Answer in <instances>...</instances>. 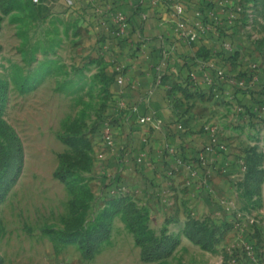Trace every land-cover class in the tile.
Masks as SVG:
<instances>
[{"label":"rangeland","instance_id":"374dc122","mask_svg":"<svg viewBox=\"0 0 264 264\" xmlns=\"http://www.w3.org/2000/svg\"><path fill=\"white\" fill-rule=\"evenodd\" d=\"M235 5L249 14L220 19L242 24L250 51L264 55V0ZM115 17L121 34L127 19ZM99 22L0 0V264H195L189 248L211 251L218 240L195 234L194 215L154 219L132 185L112 192L119 179L100 171L104 129L127 117ZM231 257L239 264L234 251L226 264Z\"/></svg>","mask_w":264,"mask_h":264},{"label":"crops","instance_id":"0c3cea01","mask_svg":"<svg viewBox=\"0 0 264 264\" xmlns=\"http://www.w3.org/2000/svg\"><path fill=\"white\" fill-rule=\"evenodd\" d=\"M171 1L33 3L42 15L85 11L100 17L95 28L107 44L108 58H115L117 77H122L115 89L127 117L112 127L115 142L102 148L100 171L132 185L154 219L181 223L194 215L211 222L218 240L211 251L189 248L195 252V264H226L223 255L231 251L240 256L239 264H264V55L250 51L253 43L241 35L242 24L220 19L229 16L230 6L239 0H182L179 15ZM206 2L225 5L214 6L216 19L189 41L176 30L177 22L197 29L195 10ZM117 12L127 19L121 34L116 30ZM228 41L230 47H225ZM242 70L256 76L253 84L242 87L227 79ZM148 115L150 120L139 121ZM208 125L217 129L225 149H206ZM178 157L193 162L200 180L176 165ZM163 191L170 199L164 209ZM249 216L256 218L254 224ZM245 242L255 246L257 262L243 251ZM179 250L186 251L181 246Z\"/></svg>","mask_w":264,"mask_h":264},{"label":"built area","instance_id":"2783aa9c","mask_svg":"<svg viewBox=\"0 0 264 264\" xmlns=\"http://www.w3.org/2000/svg\"><path fill=\"white\" fill-rule=\"evenodd\" d=\"M36 1V0H33ZM174 5V13L175 14H181L183 12L184 9V3L180 0H174L173 2ZM230 12L233 13H242L244 12V15L249 14V11L246 12V10L241 6V5H235L233 7H230ZM195 15L197 16V20L195 22L196 25H198L197 29L194 28H187L185 26V23L182 20H179L177 22V26H176V30L178 31V33L181 36L186 37L187 40L192 41L195 40L198 35L200 33H202L205 28L206 25H208V23H211L212 20L216 19V12L214 10H208L207 11V15L210 17L211 20L206 21L203 19V14L201 12V10L199 8H196L195 10ZM125 15L123 12H118V19L119 20H123ZM122 28V27H121ZM123 30V28L121 29ZM225 47H230V43L225 42L224 43ZM252 67H255V64L252 65ZM219 74L222 78L225 77V75L223 74L222 71H219ZM230 82L237 84L238 86H242V87H247L251 84H253V82L256 80V76L253 75L252 73L247 75L246 77H235V76H229L227 78ZM157 82L160 81L159 77L156 80ZM117 82L121 83L122 82V77L118 76L117 77ZM124 106V103H121ZM151 116H142L139 118L140 122H145L146 120H150ZM205 129L208 131L209 133V137H210V141L209 144L206 146V149L209 151H214L215 149H225L226 148V143L222 140L221 137H219L217 129L215 127H211V126H205ZM104 140H105V144L107 146H113L114 145V137L112 135V132L110 130V128L106 127L104 129ZM143 140H146L145 137L143 138ZM170 151H173V148L170 147ZM100 155L102 156V153L100 152ZM138 160L140 159L139 157L137 158ZM176 165H183L187 171V175L190 176L191 178H193L195 181L200 180V177L198 175V171L196 169V167L193 165V162L191 161H183L180 157L175 159ZM128 185L125 184L123 181H115V185H112L111 187V191L115 192V193H125L126 190L128 189ZM161 201L163 203H169L170 199L168 197V193H166V191H163L161 194ZM250 221H256L254 216H250ZM245 247V252L248 255V257L254 261L257 262L258 260V255L256 253V249L254 247V245L252 243H246L244 245ZM235 257H231L229 263L231 264H235Z\"/></svg>","mask_w":264,"mask_h":264},{"label":"trees","instance_id":"16d2710c","mask_svg":"<svg viewBox=\"0 0 264 264\" xmlns=\"http://www.w3.org/2000/svg\"><path fill=\"white\" fill-rule=\"evenodd\" d=\"M198 8L201 10V12H202V14H203V19L204 20H206V21H209V20H211L210 19V17L207 15V11L208 10H214V11H216V8L214 7V5L212 4V3H210V2H206V3H204V4H201V5H199L198 6ZM245 17H243V19H244ZM260 41H261V39H256L254 42H255V45H256V43H260ZM258 45V47H259V44H257ZM257 47V46H256ZM260 51H262V50H260ZM263 52V51H262ZM244 75H249V73L247 74V72L246 71H240L237 75H235V76H237V77H242V76H244ZM246 76H244V77H246ZM121 197H123V196H121ZM194 223H195V234L196 235H199V234H203V233H205V234H207V235H209L210 237L211 236H213L214 237V235H216L215 234V230L212 228V227H208V226H205V224L203 223V222H201V221H198V220H194Z\"/></svg>","mask_w":264,"mask_h":264}]
</instances>
